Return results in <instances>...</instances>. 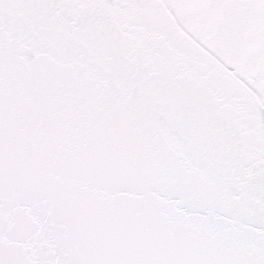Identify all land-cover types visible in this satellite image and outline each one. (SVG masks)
Listing matches in <instances>:
<instances>
[{"label":"snow or ice","instance_id":"obj_1","mask_svg":"<svg viewBox=\"0 0 264 264\" xmlns=\"http://www.w3.org/2000/svg\"><path fill=\"white\" fill-rule=\"evenodd\" d=\"M0 264H264V0H0Z\"/></svg>","mask_w":264,"mask_h":264}]
</instances>
